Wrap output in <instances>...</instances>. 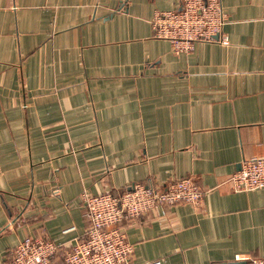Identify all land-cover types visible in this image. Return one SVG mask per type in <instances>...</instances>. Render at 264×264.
Masks as SVG:
<instances>
[{
	"label": "crops",
	"instance_id": "1",
	"mask_svg": "<svg viewBox=\"0 0 264 264\" xmlns=\"http://www.w3.org/2000/svg\"><path fill=\"white\" fill-rule=\"evenodd\" d=\"M221 4L228 43L173 54L150 21L180 0H0V264L25 237L84 240L82 193L182 178L202 203L123 221L131 264L264 257V188L226 183L264 157V0Z\"/></svg>",
	"mask_w": 264,
	"mask_h": 264
},
{
	"label": "built area",
	"instance_id": "2",
	"mask_svg": "<svg viewBox=\"0 0 264 264\" xmlns=\"http://www.w3.org/2000/svg\"><path fill=\"white\" fill-rule=\"evenodd\" d=\"M226 20L221 0H180L176 10L155 11L150 24L154 39L168 41L173 54H181L191 52L197 42L226 45L222 32ZM226 183L234 192L263 189L264 157L243 160ZM205 194L190 178L173 180L164 188L133 184L119 192L82 193L87 219L84 240L64 252L49 239L25 237L13 248L6 264H51L59 253L63 264H131L133 246L126 240L123 221L133 222L156 208L180 203L198 207ZM247 264H264V257L250 259Z\"/></svg>",
	"mask_w": 264,
	"mask_h": 264
}]
</instances>
